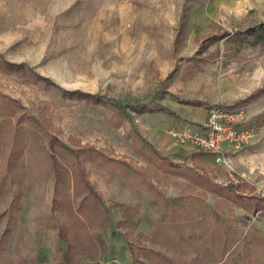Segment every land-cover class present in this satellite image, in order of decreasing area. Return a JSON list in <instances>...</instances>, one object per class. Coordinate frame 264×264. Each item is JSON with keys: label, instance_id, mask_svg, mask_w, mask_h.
<instances>
[{"label": "rangeland", "instance_id": "1", "mask_svg": "<svg viewBox=\"0 0 264 264\" xmlns=\"http://www.w3.org/2000/svg\"><path fill=\"white\" fill-rule=\"evenodd\" d=\"M254 27L264 0H0V264H264ZM217 103L252 128L219 159L150 110Z\"/></svg>", "mask_w": 264, "mask_h": 264}, {"label": "built area", "instance_id": "2", "mask_svg": "<svg viewBox=\"0 0 264 264\" xmlns=\"http://www.w3.org/2000/svg\"><path fill=\"white\" fill-rule=\"evenodd\" d=\"M207 112V117L202 122L173 124L170 126L171 135L180 143H191L202 150L217 154L224 152V142L234 150L240 148L251 135L252 128L242 125L246 115L240 104H220L209 108ZM217 157L221 158L220 154Z\"/></svg>", "mask_w": 264, "mask_h": 264}, {"label": "trees", "instance_id": "3", "mask_svg": "<svg viewBox=\"0 0 264 264\" xmlns=\"http://www.w3.org/2000/svg\"><path fill=\"white\" fill-rule=\"evenodd\" d=\"M249 30L255 31V35H258V38H261L262 36H264V27L261 28L260 31H259V30L256 31V30H257L256 27H254V28H250ZM219 35L225 36L226 33H219ZM214 38H215V37H214ZM214 38H213V39H214ZM9 65H11V64H9ZM9 67L11 68L12 66H9ZM262 92H264V87H262V88H260V89H256V90H254L253 92H250V93L247 95V96H248L247 99L254 98V97L258 96L259 94H262ZM98 97H99V96H98ZM100 97H102L103 99H105V100H107V101H109V102H111V103H114V104H116L117 106L121 107V104L118 103V102H117L116 100H114V99L111 100V99H109V98H105L104 96H100ZM179 101H180V102H184V103L189 102V103H192V104H194V105H202V104L206 103L203 99L201 100V99H196V98H187V99H183V98H181V99H179ZM218 105H220V103L212 104V105H207V104H206V107L211 108V107H213V106H218ZM223 105H228V104H223ZM124 106H126V105H124ZM131 107H132V109H135V110L138 109V106H137V105H131ZM150 110H156V111H157V110H164L165 112H167V113H169V114H171V115L173 114V115L177 116L178 118H183L182 115H180L179 113H177L174 109H170V108H168V107H166V106H162V105H158L157 107H155V108H153V109H150ZM54 141H55V139H54ZM55 170H56V173H57V180H58V179L60 178V177H59L60 169H59V167H56ZM257 209H259V208H257ZM58 233L65 237V233H64V230H62V228L59 229ZM68 245H69V247H70V246L72 247V242H71V240L68 242ZM72 253H73V252H71V253H69V254L67 253V254H66L67 256L65 255V258H64V261H63L64 264H68V263H70V260H71L70 256L72 255Z\"/></svg>", "mask_w": 264, "mask_h": 264}, {"label": "crops", "instance_id": "4", "mask_svg": "<svg viewBox=\"0 0 264 264\" xmlns=\"http://www.w3.org/2000/svg\"><path fill=\"white\" fill-rule=\"evenodd\" d=\"M219 83L222 84L223 88L229 89V87H231L234 84L233 79L231 78H221V80L219 81ZM244 97L243 95H237L236 99H240ZM201 107V106H200ZM198 107V108H200ZM177 108L179 111H176L177 113H179L180 115H182V117L184 119H187V121L185 123L188 122H195V123H199L202 122L203 119H205L206 117V111H203L206 109V107L202 106V108H200L201 110H198V108H192L191 105L187 104H177ZM182 109H184L185 111H187V113H185V111H182ZM175 110V109H174ZM182 119V118H181ZM223 147H227V142H224L222 144Z\"/></svg>", "mask_w": 264, "mask_h": 264}, {"label": "bare ground", "instance_id": "5", "mask_svg": "<svg viewBox=\"0 0 264 264\" xmlns=\"http://www.w3.org/2000/svg\"><path fill=\"white\" fill-rule=\"evenodd\" d=\"M198 110H201L200 108H198Z\"/></svg>", "mask_w": 264, "mask_h": 264}]
</instances>
